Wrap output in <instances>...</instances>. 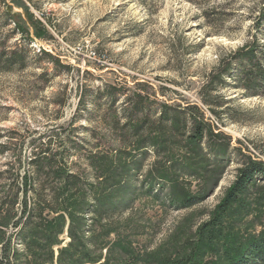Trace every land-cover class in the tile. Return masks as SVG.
<instances>
[{"label":"rangeland","instance_id":"374dc122","mask_svg":"<svg viewBox=\"0 0 264 264\" xmlns=\"http://www.w3.org/2000/svg\"><path fill=\"white\" fill-rule=\"evenodd\" d=\"M263 1L228 0L235 13L228 16L219 34L204 24L198 8L186 0H0V47L22 51L27 63L12 71L0 68V144L7 145L0 152V169L6 167L12 152L21 150L29 157L32 140L36 144L46 140L53 128H60L56 131L63 137V125H71L73 136L85 137L93 147L103 132L99 119L105 107L92 113L89 105L78 112L84 86L94 95L105 84L127 94L137 82H147L153 90L146 89L160 100L197 102L220 128L215 131L232 138L229 162L219 165L211 155H195L194 162L197 158L200 165L194 176L178 172L174 163L181 152L150 156L137 175L139 181L159 162L169 171L167 189L154 196L134 185L138 186L134 201L109 223L108 228L115 231L107 235L100 225L87 233L91 256L99 260L87 264H160L178 253L190 254L196 247L202 255L192 264H224L226 251L232 254L239 244L264 230V181L242 197L248 211L235 215L229 209L223 216L219 211L241 167L240 153L264 162V95L249 96L234 85L223 87L221 94L229 99L224 103L228 114L223 121L198 96L204 76L219 57L250 39L248 12L254 9L257 14ZM30 16L48 30L47 37L35 36ZM16 21L26 25L29 36L27 31L15 30ZM41 49L71 68H56L47 58L36 56ZM44 69L47 76H41ZM115 194L119 200L130 196L128 189ZM187 194L201 199L187 207L170 203ZM219 217L221 236L208 243L202 231ZM209 230L215 234V228Z\"/></svg>","mask_w":264,"mask_h":264},{"label":"trees","instance_id":"16d2710c","mask_svg":"<svg viewBox=\"0 0 264 264\" xmlns=\"http://www.w3.org/2000/svg\"><path fill=\"white\" fill-rule=\"evenodd\" d=\"M186 1L198 8L204 24L219 34L228 16L235 13L230 10L232 3L228 0ZM247 17L251 20L250 39L220 56L198 91L201 103L220 121L228 114V109L223 108L229 100L221 94L223 87L234 85L249 96L264 95V1L257 14L251 9ZM29 19L37 38L49 35L39 21L32 16ZM15 30L30 35L26 25L18 21ZM36 56L47 58L56 68H71L46 50L41 49ZM26 65L22 51L0 47L3 71ZM47 75L44 69L41 76ZM146 88L153 90L147 82H137L127 94L111 84L98 87L97 95L85 86L81 88L78 112L89 105L92 113L105 107L99 119L103 132L93 147L85 137L73 136L71 125H63V137L56 131L60 128H53L46 140L38 144L36 139L32 140L34 146L29 157L21 150L9 154L6 167L0 169V264L96 263L99 260L91 256L87 233L100 225L107 229V235L115 231L108 228L109 223L125 204L134 201L138 192V186L134 185L139 184V188L154 196L167 189L169 171L159 162L139 181L137 175L142 173L150 156L159 158L181 152L174 164L178 172L190 176L197 174L200 165L197 158L194 162L195 155H211L219 165L229 162L232 138L215 131L220 128L206 117L197 102L160 100ZM162 96L167 97L163 91ZM0 146V152L4 153L7 145ZM240 154L243 159L237 178L219 205L222 216L229 209H234L235 215L248 211L242 197L252 194L264 181V162ZM124 189H128L130 196L116 199L115 193ZM199 199L187 194L183 200L170 203L187 207ZM211 224L201 234L208 243L221 236L222 217ZM209 228H215V234ZM232 252H225L224 264H264V230ZM201 255L196 247L190 254L178 253L160 264H192Z\"/></svg>","mask_w":264,"mask_h":264}]
</instances>
